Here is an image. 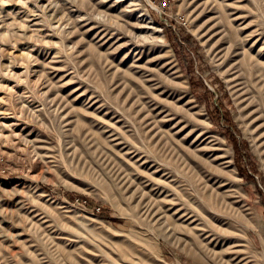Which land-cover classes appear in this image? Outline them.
I'll return each mask as SVG.
<instances>
[{
	"label": "rangeland",
	"instance_id": "374dc122",
	"mask_svg": "<svg viewBox=\"0 0 264 264\" xmlns=\"http://www.w3.org/2000/svg\"><path fill=\"white\" fill-rule=\"evenodd\" d=\"M191 1L0 0V264H264V0Z\"/></svg>",
	"mask_w": 264,
	"mask_h": 264
},
{
	"label": "bare ground",
	"instance_id": "6f19581e",
	"mask_svg": "<svg viewBox=\"0 0 264 264\" xmlns=\"http://www.w3.org/2000/svg\"><path fill=\"white\" fill-rule=\"evenodd\" d=\"M212 1V0H211ZM191 2H193V0L191 1ZM225 10V9H224ZM226 18H227V20L229 21V19H228V15L226 14ZM242 56L243 57H246L245 58V60H249L251 63H253V65H256L257 64V62H256V60L255 59H252V57L253 56H250V55H248V57H247V55H246V52H244L243 54H242ZM206 189V188H205ZM208 189V188H207ZM140 192H141V190H140ZM201 192V191H200ZM204 192H205V190H204ZM142 194H145L144 192L142 193ZM141 194V195H142ZM131 196V195H130ZM142 198V197H141ZM141 198H139L138 200V206L140 207V208H137V210H136V212H139L140 211V209H142L141 208V204L142 203H144V211L146 212V211H148L149 212V210L147 209V207H146V201H144L143 202V200L141 199ZM130 200V199H129ZM132 201V200H131ZM136 203H137V201H136ZM143 205V204H142ZM153 205V204H152ZM135 208V207H134ZM154 211V210H153ZM141 213V212H140ZM157 214V213H156ZM163 216H166V218H165V220H163V222L165 223V222H167V224L168 225H172L174 228H176V227H178V225H179V223H177V222H175L172 218H171V215H165V214H163ZM145 217V216H144ZM141 218H143V217H141ZM147 218V217H146ZM159 218V217H158ZM162 220V219H161ZM160 221V220H159ZM157 223V222H156ZM161 225V224H160ZM166 227V226H165ZM150 235V234H149ZM152 235V234H151ZM201 245L204 247V248H207V245H205V243H203V241L201 242ZM263 246H264V242H263ZM197 260H199L198 258H197Z\"/></svg>",
	"mask_w": 264,
	"mask_h": 264
},
{
	"label": "trees",
	"instance_id": "16d2710c",
	"mask_svg": "<svg viewBox=\"0 0 264 264\" xmlns=\"http://www.w3.org/2000/svg\"><path fill=\"white\" fill-rule=\"evenodd\" d=\"M180 43H184L182 39L180 40ZM225 119H226L225 121L229 124V123H230V119L227 118V117H225ZM230 137H231V136H230ZM233 141H234V140H233ZM234 146L237 147V143H236V141H234ZM237 150H238V149H237ZM238 151H239V150H238ZM240 162H241V161H240ZM240 162H239V163H240ZM260 197H261L262 200L264 201V199H263L264 196H263V193H262L261 191H260Z\"/></svg>",
	"mask_w": 264,
	"mask_h": 264
}]
</instances>
